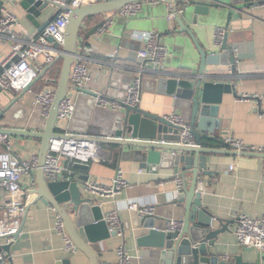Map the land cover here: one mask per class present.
Listing matches in <instances>:
<instances>
[{"label": "water", "instance_id": "1", "mask_svg": "<svg viewBox=\"0 0 264 264\" xmlns=\"http://www.w3.org/2000/svg\"><path fill=\"white\" fill-rule=\"evenodd\" d=\"M6 1L0 0V17ZM133 1L143 0H106L71 8L64 44L54 62L60 61L61 67L57 79L53 80L57 83V90L49 117L42 119L41 105H34V96L28 95L32 86L43 77L42 72L1 109L0 124L4 128H0V133L40 139L39 164L34 173L38 180L34 190L36 202L58 211L69 238L89 258L90 264H105L95 246L115 236V233L109 232L104 220L112 204L97 202L86 194L78 179L48 182L43 174L50 142L62 135L57 128L59 105L73 92L77 94L76 109L68 124L69 136L90 139L99 146L109 144L119 147L120 158L126 149L138 150L140 157L145 159L141 165L156 173L172 169L174 174H178L181 164L183 169L193 173V180L188 183L184 176L182 189L175 185V189L166 195L164 204L155 206L154 213L134 221L139 250L132 255L131 264H264L261 257L246 260L243 255H236L232 261H226L214 252L220 234L229 230L231 221L216 218L204 208L202 194L205 185L200 181L201 174H213L208 169L209 164L216 163V157L224 154L209 145L212 141H223L214 134L221 124L217 108L224 93L236 95L234 80L237 64L243 58L242 52L246 47L253 46L252 42H246V33L235 27V21L240 15L247 14V10L264 4V0H157L169 5L167 14L155 15L153 20L155 25L158 22L164 24L160 32L164 41L178 47L180 56L185 50V43L189 42L195 47L196 55L180 58V66L173 71L152 73L155 79L145 78L143 89L157 91L171 101L174 111H179L190 123V133L196 144H181L180 127L164 115L124 103L122 110L112 115L95 106L97 92L71 84L72 66L78 54L84 23L93 17L115 15ZM20 3L38 33L58 13L57 10L40 22L39 17L48 6H57L54 0H21ZM178 7L182 11L173 19H168L167 15ZM102 23L96 24L89 35L95 33ZM218 28L225 31L221 41L216 39ZM49 42L58 47L52 38ZM109 86L106 91L109 97L124 98L127 88L122 87L121 92L113 94L117 82L112 79ZM15 126L22 129L13 128ZM26 126L38 127L41 131L26 130ZM101 154L108 158L110 152L102 151ZM242 154L264 157V154ZM74 168L88 170L89 165L76 163ZM82 179L87 180L88 176H82ZM170 218L181 221V227L167 231ZM23 226L16 234L22 231ZM9 246L4 245L3 249L9 252ZM58 264H73V261L63 259Z\"/></svg>", "mask_w": 264, "mask_h": 264}, {"label": "crops", "instance_id": "2", "mask_svg": "<svg viewBox=\"0 0 264 264\" xmlns=\"http://www.w3.org/2000/svg\"><path fill=\"white\" fill-rule=\"evenodd\" d=\"M20 1L8 0L5 3L4 9L18 17V24L11 29L10 33L0 38V67L12 51L13 41L10 37L28 39L38 34L37 27L27 18V11ZM150 1L143 0L141 10L129 19L118 15H101L90 18L84 23L78 53L87 58L88 66L93 74L92 81L86 88L106 93L114 79L117 86L113 94L119 93L122 87L127 88L132 76L140 71L143 62L139 51L144 44L143 34L152 31L162 32L161 26L164 24L158 22V25H155L153 20L155 15L167 14L169 9L166 3L152 4ZM57 10V6H48L44 14L39 17V21H44ZM110 16L113 17V22L107 32L103 34L95 32L89 35L96 24L102 23ZM235 27L246 33V42H252L253 46L246 47L242 52L243 58L237 64L234 80L236 95L224 93L222 102L217 108V116L221 124L214 134L223 141H212L209 145L221 150L224 154L216 157V163L209 164L208 169L213 174L207 176L201 174L200 181L205 185L202 202L204 208L216 218L231 221L229 230L220 234L214 246V252L218 253L221 259L232 261L236 255H243L246 260L261 257L264 263V255L258 250L245 249L238 245L234 219L236 213H245L255 218L264 216V157L244 155L242 153L245 152L232 149L224 139L227 134L233 133L247 144L264 146V117L261 116V112L264 111V4L247 10V14L240 15L235 21ZM164 43L170 54L164 65L166 71H173L180 66V58L196 55L195 47L189 42L185 43L182 56L178 47L168 45L165 41ZM32 64L40 65L42 68L40 73L44 72L43 77L28 92V95L35 96L44 92L48 86L56 85L53 80L57 79L61 62L57 61L48 67L45 64V57L39 56L32 60ZM145 78L155 79L150 73H146ZM18 93L11 89H0V113L1 109L7 106ZM243 95L258 97L242 98ZM76 96L75 92L70 95L73 99ZM140 107L164 116L175 112L167 97L150 89L142 90ZM68 124V122H58V132L60 130L68 132ZM0 128L4 126L0 124ZM13 128L22 129L19 126ZM24 129L41 131L38 127L26 126ZM96 131L100 132V130ZM11 138L12 151L19 158L30 159L39 155L40 139L19 136H11ZM100 147L102 151L110 152L108 158L101 156L100 161L91 160L85 163L89 165L88 170L75 171V168L73 170L76 174L75 179H78L82 189V182L86 181L82 179V176H88L87 180L110 185L118 170L122 171L129 183L115 197V204L124 225V236H111L95 246V249L102 254L101 260L105 264H118L117 250L121 245H124L132 255H136L139 250L136 245L137 229L134 226V221L139 216L128 209L130 201H139L153 206L163 205L166 195L175 189L174 178L180 176L184 179L185 176L186 182L190 183L193 180V173L189 169H183V164L180 165L178 174H174L172 169H162L156 173L149 167L141 165L145 159L140 157L138 150L126 149L120 158L119 147L109 144H101ZM230 166H233L232 170ZM34 173L35 171L22 179L28 210L25 209L22 215L21 225L24 224L22 231L8 243L10 244L9 252L4 250L5 264H58L61 260L69 258L72 259L73 264H90L89 258L83 252L70 253L64 250L63 238L54 230L57 216L60 214L54 207L45 206L40 201L36 202L37 194L34 190L37 188L38 180ZM3 195L7 196V193L4 192ZM88 195L95 198L97 202L105 201L100 196ZM2 217L3 210H0V218ZM8 244L5 241V245Z\"/></svg>", "mask_w": 264, "mask_h": 264}, {"label": "built area", "instance_id": "3", "mask_svg": "<svg viewBox=\"0 0 264 264\" xmlns=\"http://www.w3.org/2000/svg\"><path fill=\"white\" fill-rule=\"evenodd\" d=\"M106 0H54L58 7V13L54 19L45 27V29L30 38L10 37L13 41L12 51L8 58L4 60L0 67V89H11L21 92L25 87L35 79L42 71L40 65L32 64V60L39 56L45 57V64L51 66L64 44L66 28L70 19L71 8H77L81 5L91 4ZM152 4H157V0H151ZM143 1H133L124 5L121 10L115 14L124 19L134 17L142 8ZM182 8H177L168 14V19H173ZM113 22V17H107L97 28L96 34H103L108 31ZM18 24V17L7 9L2 10L0 18V38L10 33L11 29ZM224 29L218 28L216 39L221 41L224 35ZM52 38L58 44L53 46L49 42ZM143 48L139 51L143 65L140 71L135 73L127 89L124 98L109 97L105 92H97L95 97V106L109 114H115L122 110V104L130 106H140L143 90V82L146 73L158 72L165 74L164 69L166 59L169 54L168 47L163 41L161 34L157 31L143 34ZM93 74L88 66L87 58L77 54L76 61L72 66L70 81L72 86L86 88L92 81ZM56 80V79H55ZM50 81V80H49ZM56 83V82H54ZM47 89V90H46ZM57 90L56 85L48 86L44 92L34 96V105H41V117L46 120L51 112L52 104ZM258 97L257 95H243L242 98ZM76 109L75 99L70 96L63 99L58 109V122L69 123ZM264 117V111L261 112ZM166 118L180 127V143L192 144L194 142L190 133V123L185 120L181 114L172 112L166 115ZM60 129V128H59ZM60 130L62 135L51 140L49 150L43 166L44 178L48 182H55L65 179H74L73 170L76 163H88L91 160L100 161L102 156L101 147L90 139H80L71 137L67 131ZM226 143L234 150L245 153L264 154V146H255L245 143L233 133L227 134L224 138ZM39 158L34 156L30 159H21L12 151V138L6 133H0V210H3V217L0 218V264H5V251L3 246L5 241L10 243L22 224V215L26 209V198L22 186V179L30 176L38 167ZM233 166H230V170ZM174 182L179 190L183 187V179L180 176L174 178ZM83 189L88 194L102 197L104 203H111L112 208L105 213L109 232L115 233V236H124V225L120 217L119 209L115 204V197L129 183L124 178L121 170H118L112 178L110 185H105L97 181L86 180L82 182ZM6 192L7 196L3 193ZM128 209L135 212L139 217L154 213L155 206L145 204L139 201H130ZM236 221L235 236L240 247L245 249L258 250L264 255V216L251 217L245 213L234 214ZM181 221L170 218L167 223V231H173L181 227ZM54 230L61 235L64 241V250L70 253H77L79 249L69 238L65 223L61 215L57 216ZM118 264H131L132 254L128 252L124 245L118 250Z\"/></svg>", "mask_w": 264, "mask_h": 264}, {"label": "trees", "instance_id": "4", "mask_svg": "<svg viewBox=\"0 0 264 264\" xmlns=\"http://www.w3.org/2000/svg\"><path fill=\"white\" fill-rule=\"evenodd\" d=\"M75 171H77L78 169H74Z\"/></svg>", "mask_w": 264, "mask_h": 264}]
</instances>
